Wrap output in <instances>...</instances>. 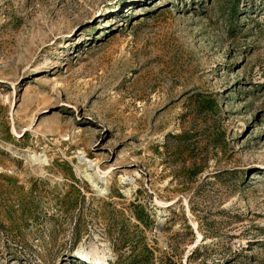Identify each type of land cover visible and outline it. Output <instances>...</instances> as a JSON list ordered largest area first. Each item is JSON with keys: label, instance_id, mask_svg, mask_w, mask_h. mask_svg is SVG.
Wrapping results in <instances>:
<instances>
[{"label": "rangeland", "instance_id": "obj_1", "mask_svg": "<svg viewBox=\"0 0 264 264\" xmlns=\"http://www.w3.org/2000/svg\"><path fill=\"white\" fill-rule=\"evenodd\" d=\"M0 264H264V0H0Z\"/></svg>", "mask_w": 264, "mask_h": 264}, {"label": "bare ground", "instance_id": "obj_2", "mask_svg": "<svg viewBox=\"0 0 264 264\" xmlns=\"http://www.w3.org/2000/svg\"><path fill=\"white\" fill-rule=\"evenodd\" d=\"M39 160L40 161H42V162H44V161H46V159H43L42 158V155H40L39 157ZM91 165V161H85V168H84V172L86 173L85 175H86V177H87V179L88 180H90L91 182H95V180H93L92 178V174L91 173H87L88 171H87V169H88V167ZM108 180H106V182H107ZM95 185H98L96 182L94 183Z\"/></svg>", "mask_w": 264, "mask_h": 264}]
</instances>
